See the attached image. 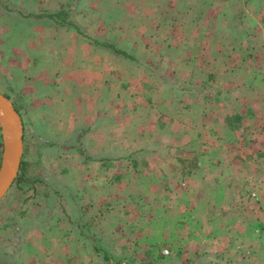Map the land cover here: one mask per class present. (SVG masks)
I'll return each instance as SVG.
<instances>
[{"label":"rangeland","instance_id":"374dc122","mask_svg":"<svg viewBox=\"0 0 264 264\" xmlns=\"http://www.w3.org/2000/svg\"><path fill=\"white\" fill-rule=\"evenodd\" d=\"M218 1L0 0V91L24 128L0 200V264H264V0ZM62 8L71 24L32 15ZM83 42L131 55L112 51L129 72L112 81L133 138L114 158L91 156L90 127L68 125ZM140 76L142 103L151 87L179 99L161 143L137 139L144 112L131 116L123 87Z\"/></svg>","mask_w":264,"mask_h":264},{"label":"crops","instance_id":"0c3cea01","mask_svg":"<svg viewBox=\"0 0 264 264\" xmlns=\"http://www.w3.org/2000/svg\"><path fill=\"white\" fill-rule=\"evenodd\" d=\"M218 2V4H220L219 6H222L223 3H225V0H219ZM142 12L151 15L162 14V10L158 11V8L152 7H145L143 8ZM160 27V24L157 22L155 28L160 29ZM82 44L85 46L76 53V55L79 56L76 57L77 64L74 67L75 87L74 89H65V94L63 95L62 99L64 110L66 109V102L75 100L78 104L74 111L75 115L72 118L73 120L70 121L68 125H76L77 127H90L89 135L85 137V141L88 142L90 140L89 138H93V142L95 141L97 143L96 145L87 144L89 145V152L91 156L106 159L114 158L116 157V141H130V139L133 140V138H127L130 133L128 129L126 130L129 121L127 122V120L122 116V114H125V111H127V108L122 107L119 109L120 113H116L115 111V96L118 94H123V90L120 89L116 91L114 81H112L114 80L115 75L129 77V72L125 70H123L124 73L122 71L121 73L116 71V67L113 62L115 54L112 52V50H109L107 46L99 44L101 47H103L100 48L99 46H96V44H87L86 42H83ZM111 44L114 45L115 43L112 42ZM189 46L190 44L187 45L188 49ZM173 59L177 62L182 60V58L174 57ZM64 62L66 63V60H64ZM101 77L103 79H100ZM138 78L139 87H123L126 94H130L133 98L138 100L132 107H130V109L133 111L131 116L134 118L138 116L140 117L142 109L144 112V115H142V137L137 139L139 141L143 139L145 142L154 141L156 143H161L163 142V121L164 119H167L164 113H169L168 110L171 111L177 107L179 99L178 101H169L168 97H165L162 93H160L161 99L158 100L156 99V97L159 96L157 88L154 87V92L152 91L153 88L151 87L150 91H148L149 89L145 88L146 99L144 103H142V85H140L142 84V81L140 80L142 77L140 76ZM38 80H42L43 83H46L45 79L40 77L32 80L28 79L27 84L29 86H35ZM135 81H137L136 78ZM52 92H54V90L51 88L49 94H52ZM40 93L41 96L37 94L36 98L32 100L30 103L32 106H30V108H40V104L44 103L43 98L45 97V93L43 90ZM67 96H74L75 98H67ZM59 99L60 96H58V100ZM84 110H89L90 112L88 114H83ZM168 115L170 118H172L171 113ZM116 126L121 127L117 128L119 131L118 136H116L115 133Z\"/></svg>","mask_w":264,"mask_h":264},{"label":"water","instance_id":"95a60500","mask_svg":"<svg viewBox=\"0 0 264 264\" xmlns=\"http://www.w3.org/2000/svg\"><path fill=\"white\" fill-rule=\"evenodd\" d=\"M0 131L2 154L0 160V200L18 176L23 155L24 128L13 103L0 91Z\"/></svg>","mask_w":264,"mask_h":264},{"label":"trees","instance_id":"16d2710c","mask_svg":"<svg viewBox=\"0 0 264 264\" xmlns=\"http://www.w3.org/2000/svg\"><path fill=\"white\" fill-rule=\"evenodd\" d=\"M32 15H36V16H45V17H48L52 20H54L56 23L60 24V25H66V24H71V22L69 21V16H70V11L67 10V9H58V10H55V11H51V12H48V13H45V14H37V13H32ZM100 44H103L104 46H107L109 49H111L112 51H114L115 53H119V54H122L126 57H129L131 58V55L128 54L126 51L118 48L117 46L111 44V43H100ZM8 97V96H6ZM15 109L17 111L18 108L14 105ZM21 165H23V161H21ZM21 168V166H20ZM19 178V177H18Z\"/></svg>","mask_w":264,"mask_h":264}]
</instances>
